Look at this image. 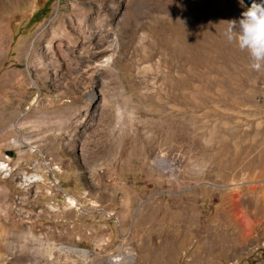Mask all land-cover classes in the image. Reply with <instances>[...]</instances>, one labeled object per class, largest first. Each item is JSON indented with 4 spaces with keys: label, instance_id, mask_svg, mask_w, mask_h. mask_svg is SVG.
<instances>
[{
    "label": "rangeland",
    "instance_id": "rangeland-1",
    "mask_svg": "<svg viewBox=\"0 0 264 264\" xmlns=\"http://www.w3.org/2000/svg\"><path fill=\"white\" fill-rule=\"evenodd\" d=\"M245 8L0 0V264H264V67L224 36ZM84 13L102 53L84 19L41 42Z\"/></svg>",
    "mask_w": 264,
    "mask_h": 264
},
{
    "label": "clouds",
    "instance_id": "clouds-1",
    "mask_svg": "<svg viewBox=\"0 0 264 264\" xmlns=\"http://www.w3.org/2000/svg\"><path fill=\"white\" fill-rule=\"evenodd\" d=\"M244 7V0H239ZM224 36L229 43H235L241 51L248 53L250 68L260 71L264 67V3L252 0L238 20H229Z\"/></svg>",
    "mask_w": 264,
    "mask_h": 264
},
{
    "label": "bare ground",
    "instance_id": "bare-ground-1",
    "mask_svg": "<svg viewBox=\"0 0 264 264\" xmlns=\"http://www.w3.org/2000/svg\"><path fill=\"white\" fill-rule=\"evenodd\" d=\"M195 1H200V0H195ZM126 18H128V17H126ZM83 19L87 23V27H89V28L90 27H96V28H98V31H95V32L94 31H91L90 34L91 35H94L97 38V40H96V42L94 44L96 46H98L99 48H101V50H100L99 53H102L103 52V48L102 47H103L104 41L106 39V35L101 32L102 24H101L100 21L95 20V18L92 17L91 15H89V14L86 15V13L79 15L78 18H76V17L71 18V17H68L67 16L66 19L62 20V22L60 24H57L54 28L48 27L40 35L41 36V42L44 41V40H47L50 43L51 42V38H53L55 40H63V38L70 37L69 36V33L70 32L66 31V29H65L66 26H70L71 28L73 27L72 29H74V32L80 38H82V39L87 38L88 35H85V32H86V23L83 24V22H82ZM67 41H68V39H67ZM86 41H87V39H86ZM80 44H81V47L80 48L82 49L83 52H88L91 49V45L90 44H87L85 41H81L80 40ZM75 46H77V45H75ZM183 66L184 65H183V63L181 61H178L177 62L176 67H177V70L178 71H182L183 70ZM153 163L157 164L158 166H160L163 169L169 170L170 171V174H171V176H173V178L176 176L175 168L171 165L172 163L170 161H168V159L166 157L165 158H158V157H156L153 160ZM121 233H122L123 236L126 235V232L124 230H121ZM111 264H121V263L119 262V260H118L117 257H113L111 259Z\"/></svg>",
    "mask_w": 264,
    "mask_h": 264
},
{
    "label": "trees",
    "instance_id": "trees-1",
    "mask_svg": "<svg viewBox=\"0 0 264 264\" xmlns=\"http://www.w3.org/2000/svg\"><path fill=\"white\" fill-rule=\"evenodd\" d=\"M49 13H50V9L47 8V9L43 12V14H42L41 16H38L37 18H35V20H36V21H37V20H40L42 17L48 16ZM37 14H38V13H36V16H37Z\"/></svg>",
    "mask_w": 264,
    "mask_h": 264
},
{
    "label": "water",
    "instance_id": "water-1",
    "mask_svg": "<svg viewBox=\"0 0 264 264\" xmlns=\"http://www.w3.org/2000/svg\"><path fill=\"white\" fill-rule=\"evenodd\" d=\"M252 0H244L246 7L250 6ZM258 3H264V0H257Z\"/></svg>",
    "mask_w": 264,
    "mask_h": 264
}]
</instances>
